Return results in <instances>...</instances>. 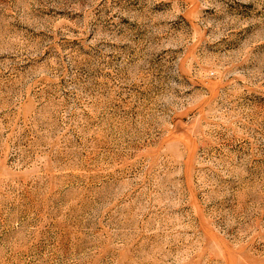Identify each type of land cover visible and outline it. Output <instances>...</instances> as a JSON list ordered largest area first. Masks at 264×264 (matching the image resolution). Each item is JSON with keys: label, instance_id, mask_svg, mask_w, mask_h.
Returning <instances> with one entry per match:
<instances>
[{"label": "rangeland", "instance_id": "374dc122", "mask_svg": "<svg viewBox=\"0 0 264 264\" xmlns=\"http://www.w3.org/2000/svg\"><path fill=\"white\" fill-rule=\"evenodd\" d=\"M0 264H264V0H0Z\"/></svg>", "mask_w": 264, "mask_h": 264}]
</instances>
